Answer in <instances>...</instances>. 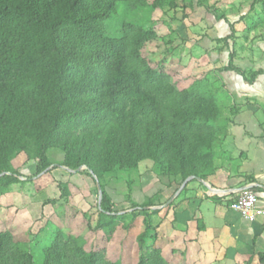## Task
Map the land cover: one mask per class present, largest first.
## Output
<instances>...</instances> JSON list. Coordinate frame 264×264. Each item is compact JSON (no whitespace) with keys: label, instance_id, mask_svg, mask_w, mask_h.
Listing matches in <instances>:
<instances>
[{"label":"trees","instance_id":"trees-1","mask_svg":"<svg viewBox=\"0 0 264 264\" xmlns=\"http://www.w3.org/2000/svg\"><path fill=\"white\" fill-rule=\"evenodd\" d=\"M122 2L128 13L174 4L173 0H0V175L5 174L0 190L31 183L49 169L47 152L53 148L62 151L63 167L84 166V172H93L99 181L103 174L134 170L147 161L157 172L181 182L207 181L215 171L217 142L224 131L216 125L222 116L219 107L211 97L175 83L144 57L145 47L154 39L151 31L122 21L116 35L106 33ZM204 4L196 1L198 8L214 12ZM224 22L229 27V34L220 39L229 51L224 70L252 85L264 71L235 63L243 59L236 58L233 25ZM19 154L35 167V175L25 181L11 167ZM101 187L97 228L102 221L109 222L114 206L102 182ZM57 188L65 194L62 184ZM210 197L217 203L225 199ZM225 204L230 208V201ZM139 213L148 217L153 211ZM110 231L108 237L115 230ZM146 262L140 259L138 264H166L159 251ZM0 264L117 262L105 247L87 250L82 239L56 228L40 263L27 245H18L9 231L0 229Z\"/></svg>","mask_w":264,"mask_h":264},{"label":"rangeland","instance_id":"rangeland-1","mask_svg":"<svg viewBox=\"0 0 264 264\" xmlns=\"http://www.w3.org/2000/svg\"><path fill=\"white\" fill-rule=\"evenodd\" d=\"M196 1L173 0L174 4L152 12L130 13L122 2L108 21L106 33L116 35L122 21L151 31L154 39L145 47L144 57L154 68L184 88L213 99L222 114L216 125L224 129L217 142L215 171L219 162L226 160L233 167L231 186L238 185L241 177L243 184L249 178L237 174L243 159L238 150L244 147L241 140L247 143L249 136L234 124L233 116L244 107L264 103L254 100L250 90H246L248 94L236 93L234 78H242L224 70L229 51L220 39L229 34L226 19L234 27L236 58L252 65L239 60L235 63L246 70H263L264 0H203L212 13L198 8ZM227 149L229 154L224 152ZM47 156L51 167L31 183L0 190V229L9 231L18 245H27L37 263L42 261V252L52 244L58 228L64 235L82 239L87 250L105 247L117 264H138L140 259L147 263L154 251H159L166 264H264V241L246 230L247 222L225 204L227 194L226 200L215 203L226 217L244 221L235 235L215 225L209 231L205 229L200 202L213 194L206 186L190 179L182 187L184 182L157 172L149 161L143 162L137 169L113 171L98 180L114 206L109 222L102 221L97 228L101 201L99 204L93 177L84 170L70 173L65 169L59 149H50ZM11 167L21 175L20 180L35 175L34 163L23 154L12 159ZM49 170L50 175H46ZM58 183L65 194L58 191ZM143 210L153 213L147 217L139 213ZM111 227L115 231L108 237Z\"/></svg>","mask_w":264,"mask_h":264},{"label":"crops","instance_id":"crops-1","mask_svg":"<svg viewBox=\"0 0 264 264\" xmlns=\"http://www.w3.org/2000/svg\"><path fill=\"white\" fill-rule=\"evenodd\" d=\"M240 63L252 65L246 59L241 60ZM234 79L236 93L240 91V94H248L246 90H250L251 93L249 94L254 100H261L264 103V75L257 77L252 85L245 83L243 79L241 81L238 77ZM233 120L234 124L240 126L241 131H243L244 134L248 133L249 136L247 143L246 140H241V144L244 145V147H241L238 151L242 154L243 159L240 162L241 167H238L239 172L237 171V174H243L252 180H247V182L242 184L244 179L241 177V179L239 178L241 181L238 185L231 186L230 181L233 175V167L230 164L227 165L225 160L224 163L223 161L219 162L218 170L209 175L207 181L198 179L195 180V184H203L209 191L219 197H224L225 194L228 195L230 192L245 187L252 186L253 188H260L262 191L255 192L259 199V206L264 209V105L258 104L254 107H244L235 112ZM224 152L229 154L230 150L227 149L224 150ZM221 164H223V166ZM220 166L221 168H219ZM233 178H235V176ZM194 188L196 187L193 186L192 189ZM205 196H207V194ZM200 204L201 218L207 231L210 230V227L215 225L219 228L222 227L227 229L228 231L231 230L233 235H235L239 233V229L245 224L244 221L239 222L238 220L235 221V219L226 217V213L219 211L220 206L216 204L211 197L210 199L201 200ZM246 225V230L250 231L255 237H258L259 240L264 241V218H260L254 223L247 222Z\"/></svg>","mask_w":264,"mask_h":264},{"label":"built area","instance_id":"built-area-1","mask_svg":"<svg viewBox=\"0 0 264 264\" xmlns=\"http://www.w3.org/2000/svg\"><path fill=\"white\" fill-rule=\"evenodd\" d=\"M229 197V198H228ZM230 210L237 213L248 223L264 218V209L259 206V199L253 187H246L228 194Z\"/></svg>","mask_w":264,"mask_h":264},{"label":"water","instance_id":"water-1","mask_svg":"<svg viewBox=\"0 0 264 264\" xmlns=\"http://www.w3.org/2000/svg\"><path fill=\"white\" fill-rule=\"evenodd\" d=\"M64 168H65V167H64ZM65 169H67V168H65ZM85 169H86V167L82 166V167L78 168L77 170H69V169H67V170H68L70 173H76V172H81V171H83V170H85ZM89 173H90V175L93 177V179L95 180L96 187H97V189H98V194H99V204H100V201H101V198H102V189H101V187H100V185H99V181H98L97 177L93 174V172L90 171ZM3 175H5V174H1L0 177L3 176ZM190 179H194V178H187V179L184 181V184L182 185V187H184L185 183H186L188 180H190ZM245 188H246V187H245Z\"/></svg>","mask_w":264,"mask_h":264}]
</instances>
